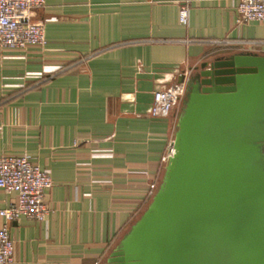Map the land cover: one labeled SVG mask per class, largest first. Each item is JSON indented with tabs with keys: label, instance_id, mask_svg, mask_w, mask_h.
Here are the masks:
<instances>
[{
	"label": "crops",
	"instance_id": "1",
	"mask_svg": "<svg viewBox=\"0 0 264 264\" xmlns=\"http://www.w3.org/2000/svg\"><path fill=\"white\" fill-rule=\"evenodd\" d=\"M236 4L45 0L32 18L45 44L0 48V156L28 154L52 181L44 221L7 223L11 264L104 263L166 164L175 122L149 115L153 92L214 57L264 54V23L236 26ZM14 201L0 190V208Z\"/></svg>",
	"mask_w": 264,
	"mask_h": 264
},
{
	"label": "water",
	"instance_id": "2",
	"mask_svg": "<svg viewBox=\"0 0 264 264\" xmlns=\"http://www.w3.org/2000/svg\"><path fill=\"white\" fill-rule=\"evenodd\" d=\"M188 71L160 182L103 264H264V54Z\"/></svg>",
	"mask_w": 264,
	"mask_h": 264
},
{
	"label": "built area",
	"instance_id": "3",
	"mask_svg": "<svg viewBox=\"0 0 264 264\" xmlns=\"http://www.w3.org/2000/svg\"><path fill=\"white\" fill-rule=\"evenodd\" d=\"M44 3L45 0H0L1 49L22 51L45 44L43 24L32 20L33 12L42 8ZM187 19L188 6L185 3L179 6L178 21L186 25ZM250 22L264 23V0H237L235 25ZM232 44L252 48L263 45V42L240 41ZM185 80L153 92L148 111L151 117H173L175 122L186 93ZM170 153L171 145L165 161ZM51 186L50 176L33 163L28 154L0 156V190L7 195H15L14 202L0 208V264H11L14 258V245L7 223L19 218L44 221L50 212L44 204V194ZM156 188L155 184L150 186L151 195Z\"/></svg>",
	"mask_w": 264,
	"mask_h": 264
}]
</instances>
